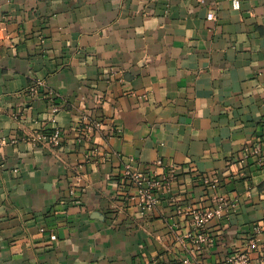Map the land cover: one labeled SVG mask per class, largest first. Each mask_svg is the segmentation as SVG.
<instances>
[{"label": "crops", "instance_id": "1", "mask_svg": "<svg viewBox=\"0 0 264 264\" xmlns=\"http://www.w3.org/2000/svg\"><path fill=\"white\" fill-rule=\"evenodd\" d=\"M240 1L0 0V264H264V167L242 161L264 157V0ZM159 159L177 178L145 212L119 179ZM220 200L199 250L193 212Z\"/></svg>", "mask_w": 264, "mask_h": 264}, {"label": "built area", "instance_id": "2", "mask_svg": "<svg viewBox=\"0 0 264 264\" xmlns=\"http://www.w3.org/2000/svg\"><path fill=\"white\" fill-rule=\"evenodd\" d=\"M204 2V0H201ZM234 8L241 7L240 0H232ZM210 19L213 17L210 16ZM61 106L57 105L54 107V111L58 112ZM84 125V127H82ZM81 135H84L86 131H94L103 129V121L97 118H93L88 114H82L78 123L75 125ZM85 131V132H84ZM67 131L63 128L56 126L52 129H44L38 132L33 137V142H44L48 144H59L61 143ZM9 141H15L8 137L0 136V145ZM261 150L258 145H248L244 148L243 159L246 161L250 155H259L257 160L258 164L264 167V157L261 155ZM157 164L165 165V171L162 174L156 172L144 173L143 171L134 170L130 166H126L124 171L121 173L122 177L119 179L120 183H131L135 188L134 198H138L143 211L153 210L159 202V197L157 196V191H168L172 188L174 182L176 181L177 171L175 167L169 163H165L163 160L159 159ZM203 181L211 186H216L219 183V178L216 176L202 174ZM229 204L225 200H220L215 206H207L194 210L192 215V220L194 221L196 227L198 228V233L195 236L194 243L198 246L199 250L203 244H207L211 241L209 233H207L206 227L208 223L214 219H220L225 216V211ZM263 229L261 227H256V231L260 232ZM54 238L55 235H53ZM189 264V261H185ZM223 264H251V258L246 250H235L229 252L223 258ZM139 264H154L150 261H146Z\"/></svg>", "mask_w": 264, "mask_h": 264}]
</instances>
